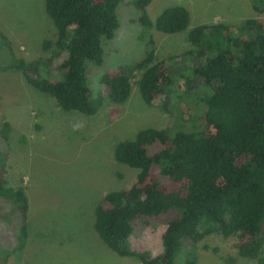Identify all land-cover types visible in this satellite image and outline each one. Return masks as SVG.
Wrapping results in <instances>:
<instances>
[{"label":"rangeland","instance_id":"374dc122","mask_svg":"<svg viewBox=\"0 0 264 264\" xmlns=\"http://www.w3.org/2000/svg\"><path fill=\"white\" fill-rule=\"evenodd\" d=\"M135 1L118 2L119 24L112 38L102 40V62L86 65V83L98 107L96 114L87 116L61 109L16 66L22 61L27 73L40 78L64 77L58 69L60 51L44 48V42L55 37L44 0H0V126L5 129L0 128V155L6 179L0 191V264H141L137 255L150 259L162 252L163 224L136 223L129 238L136 256L111 250L94 227L101 198L130 187L138 173L115 159V147L135 139L145 127L171 126V131L195 133L193 122L179 117L180 105L204 89L193 68L204 62L207 52L190 44L188 32L199 24L239 26L247 19H257L264 27V0H152L146 9L153 21L169 6L188 8L190 25L175 34L143 26ZM258 33L251 25L232 35L253 39ZM151 48L157 59L167 61L173 83L148 105L136 85L141 73L133 67ZM50 57L56 58L43 63ZM108 70H122L132 80L131 96L114 119L102 82ZM19 188L29 202L27 237L21 234ZM234 242L216 226L199 243L185 242L184 249L196 264H257L240 256ZM185 251L178 253L175 264L185 263Z\"/></svg>","mask_w":264,"mask_h":264},{"label":"trees","instance_id":"16d2710c","mask_svg":"<svg viewBox=\"0 0 264 264\" xmlns=\"http://www.w3.org/2000/svg\"><path fill=\"white\" fill-rule=\"evenodd\" d=\"M119 1L44 0L55 26L54 40H46L44 48L53 46L60 51L58 69L64 77L40 78L27 73L22 61L16 66L29 84L52 96L61 109L96 114L98 107L92 103L86 83V65L102 62V40L112 38L119 24ZM151 1L134 2L143 26L166 34L189 27L191 13L182 5L169 6L155 21L150 19L146 7ZM251 25L259 30L255 38L232 35L235 29ZM187 39L207 52L204 62L193 68L204 89L194 100L180 105L179 117L193 122L195 133L171 131V126L145 127L135 139L120 141L114 157L138 169L136 180L101 198L94 227L111 250L120 256H136L129 243L136 223L141 227L163 224L162 252L150 259L137 257L141 264H175L178 253L185 251V242L197 244L219 226L224 237L235 238L240 256L264 264L263 24L257 19H247L239 26L199 24L190 29ZM133 69L141 73L136 85L148 105L166 94L173 83L167 61L157 59L152 48ZM102 82L113 104L110 118L114 119L131 96L132 80L122 70H108ZM5 184L0 155V191ZM16 195L21 234L27 237L28 197L21 188ZM185 252L184 264H196L195 257Z\"/></svg>","mask_w":264,"mask_h":264}]
</instances>
